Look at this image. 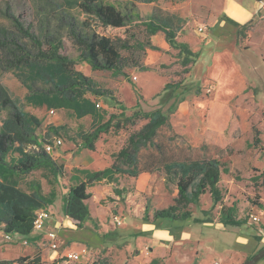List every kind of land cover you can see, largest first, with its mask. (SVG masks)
Wrapping results in <instances>:
<instances>
[{
	"label": "rangeland",
	"instance_id": "374dc122",
	"mask_svg": "<svg viewBox=\"0 0 264 264\" xmlns=\"http://www.w3.org/2000/svg\"><path fill=\"white\" fill-rule=\"evenodd\" d=\"M107 1L121 10L126 4H135L140 20L146 18L152 5L147 0ZM151 1L163 9L182 15L186 24L191 10L193 15L196 13L199 16L196 22L203 27L202 31L199 32L197 25L191 23L185 27L179 39L181 41V38L187 36L188 41L193 44L190 49L198 56L194 67H187L189 73H186L181 67L182 55L170 47L168 50L163 49L165 40L161 32L149 38L152 47L158 51L146 47L148 37L145 28L137 21L130 32H113L110 35L112 41L121 38L127 46L139 43L145 46L143 50L119 51L127 60V65L137 62L136 68L124 69L126 77L115 76L108 71H93L86 63L74 66L77 72L118 100L126 108V114L136 108L144 112L158 109L159 99L154 96L160 93L164 84L186 80L185 86L160 108L168 118L167 125L158 131L155 146L142 149L139 153V169L148 171L155 165V171L148 174V178H143V174L136 179L120 178L118 188L124 191L119 197L113 193L114 186L104 182L88 188L87 191L92 197L86 204L92 218L82 229L69 225L61 207L64 195L74 184L70 179L74 170L79 169L86 159L87 152L81 153L76 133L90 129L94 123L93 118L87 116L79 119L66 110H54L55 113L50 115V109L45 105L27 100L30 95L38 96L42 93L44 86L41 82L31 79L27 71L0 69V85L16 107L41 121L42 127L37 132L39 137H43L48 126L63 128L62 134L51 136V140L61 141L53 149L51 156L57 165L62 166L63 173L53 175L45 170H36L16 181L18 187L25 192L30 191L31 185L38 183L44 196L49 194L51 188L56 193L54 203L47 209L50 216L62 222L61 245L58 250L50 252L58 254V257L50 258V248L45 239L39 240L37 248L47 254L45 260L48 264H264V188L256 191L251 182V177L257 175L254 170L264 169L263 12L256 16L252 28V25L245 24L236 34H231V38L236 35L238 39L237 51L233 48L223 50L222 43L228 44V41L220 39L215 31L208 32L206 16L210 8L206 2L201 3V8H198L192 1L191 4H186L188 9H183L182 5L187 0ZM72 2L73 0H0V32L3 31L9 40L27 43L12 28L5 15L9 13L19 17L37 36L44 33L60 35L67 52L76 56L75 45L68 31V18L79 24L85 17L76 5L70 6ZM235 15L233 13V17ZM236 17L234 20L238 19L237 15ZM227 30H231L230 27ZM228 52L232 54L231 62L228 61ZM218 53H222L221 65L219 62L213 64V56ZM152 54L155 55L154 58ZM145 66L148 71L140 70ZM236 68H241L246 78L248 77V86L243 92H238L237 85L229 80V72ZM134 77L136 80H133ZM86 97L93 99L90 94ZM226 98L232 114L231 122L224 133L225 151L222 155L229 174H222L218 185L223 197L222 203L214 204L209 195L205 194L199 205L188 207L192 219L185 222L153 221V213L171 205L176 195L175 186L165 182L163 166L170 161L188 160L191 157L187 156L198 154L189 149L193 142L199 143L197 138L192 137L199 136L197 123L206 121L208 105L211 102H222ZM95 103L99 105L97 110L104 121L110 113L119 111L102 99ZM179 110L184 111V118L179 123L177 133V120L174 117ZM10 114L9 107L0 105V126ZM143 123L144 121H140L138 126ZM253 127L259 131L260 144L257 147L252 146ZM119 137L125 138L126 133L102 136L98 147L103 153H108L116 148ZM166 139L182 145L188 152L184 155L168 152ZM209 153L214 156L217 150L210 149ZM13 156L18 157L17 154ZM221 204H235L236 219L245 220V223L240 226H224L220 220ZM146 207L149 210L148 218L143 219ZM98 212H101L100 216L96 215ZM251 215H257L259 221H252ZM114 217L119 220V225L113 223ZM17 239L6 241L4 233L0 232L1 258H15L12 254L8 255L7 251L19 244L20 240ZM64 250L85 252L82 253L80 261L67 263L61 253Z\"/></svg>",
	"mask_w": 264,
	"mask_h": 264
},
{
	"label": "trees",
	"instance_id": "16d2710c",
	"mask_svg": "<svg viewBox=\"0 0 264 264\" xmlns=\"http://www.w3.org/2000/svg\"><path fill=\"white\" fill-rule=\"evenodd\" d=\"M73 5H76L85 17L79 24L68 18V31L75 45L76 56L67 52L60 35L44 33L37 36L19 17L5 13L12 28L22 39L27 40V43L9 40L1 31L0 69L27 71L31 79L34 78L43 84L42 93L38 96H28L29 102L45 105L53 110L71 111L79 119L86 116L93 118L94 123L90 129L81 130L76 134L81 148L95 151V144L102 136L126 133L125 138L117 139L116 148L110 154L109 167L97 171L75 169L70 178L74 184L62 199V213L76 229H82L85 223L91 221L86 204L91 198L88 188L104 182L114 186L113 193L117 197L123 194L124 190L118 188L120 178H136L139 175V153L142 149L154 147L158 131L167 125L168 117L160 108L185 86L186 80L164 84L160 93L154 96L159 99L158 109L144 112L136 108L126 114V108L118 100L91 79L77 72L74 66L86 63L93 71H108L112 75L126 77L124 69L136 68L137 62L127 65V60L119 51L143 50L145 46L141 43L127 46L121 38L112 41L110 35L113 32H130L137 21L145 28L148 37L146 47L157 50L152 47L149 38L162 32L168 46L182 55L181 67L186 73H189L187 67H193L198 55L188 44L177 40L183 29L181 19L159 6H153L146 18L140 20L135 4H126L123 10L107 0H73L70 6ZM63 19L61 21H64ZM140 70L149 69L145 66ZM87 94H90L94 101L87 98ZM96 99H102L114 108L117 107L119 111L110 113L104 121L99 116ZM0 105L11 110L9 117L0 126V232L27 237L33 231L35 211L51 206L56 193L51 188L49 194L44 196L38 183L31 185L30 191L25 192L18 187L16 181L36 170H45L53 175L63 173L62 166L57 165L51 156L44 152V145L52 141L51 136L62 134L63 128L50 126L43 133V137H39L37 132L42 127L41 121L18 109L1 85ZM140 121L144 123L138 126ZM252 132V146L257 147L260 144L259 131L253 127ZM13 154L18 157L13 158ZM163 170L165 182L175 186L176 195L171 205L153 213V221L185 222L192 219L188 207L199 205L201 197L205 194L209 195L214 204L222 203L223 197L218 184L221 174H229L225 162L211 158L170 161L163 166ZM254 172H257V175L251 177V182L257 191L264 188V169ZM148 213L146 207L143 219L148 218ZM235 214V204H221L220 220L224 226H240L245 223V220L236 219ZM0 264L47 263L41 261L38 253L33 257L0 260Z\"/></svg>",
	"mask_w": 264,
	"mask_h": 264
},
{
	"label": "crops",
	"instance_id": "0c3cea01",
	"mask_svg": "<svg viewBox=\"0 0 264 264\" xmlns=\"http://www.w3.org/2000/svg\"><path fill=\"white\" fill-rule=\"evenodd\" d=\"M192 1L195 2L194 5H196L198 8H201V6H200L201 3L206 2L208 4V7L210 8L209 10H207L208 15L206 16L207 25L209 27L208 32L215 31L216 34L218 33V36L220 37V39H222L224 41L225 40L228 41V44H226L224 42L222 43L223 45H222L221 49H223V50H226L227 48H233L237 51L238 50V45H237L238 39H237L236 35L234 36V38H231V34H233V33L236 34L238 32V30H240L241 27L244 26L245 24H248L250 26L252 25L251 26V28H252L254 25V20L256 19V16L259 14V12H261V13L263 12L261 17H264V7H261V5L264 4V0H187V2L185 1L183 3L182 8L188 9L186 4H191ZM149 3L152 4L150 11H151L153 6H158L157 4H154V2H152V1H150ZM161 9H163V8H161ZM163 10H165L171 14H174L178 18L181 19V25H182L183 29L180 31L179 36L177 37V40L180 39V36H181L180 34L182 33V31L185 30V27L187 25H190L191 23L197 25L196 20L199 18V16L196 13H194L195 15H193L192 10L190 11V16L187 19L188 20L187 24L185 23L186 19L182 15H180L174 11H171V10H166V9H163ZM150 11H149V13H150ZM194 12H196L195 9H194ZM233 13L238 16L237 20L236 19L234 20V18H237V17H236V15H235V17H233ZM191 15H193V18L191 17ZM229 27L231 30L228 31L227 29H229ZM198 28L203 29V27L200 24L197 25V30H198ZM163 36H164V34H163ZM163 38L165 40V36ZM206 40H207V34H206ZM178 42H183V43L188 44L189 46H191V45L193 46V44H191L188 41L187 36H185L184 38H181V41L179 40ZM168 48H169V46L165 40V44L163 46V49L168 50ZM152 51L157 52L158 50H152ZM220 52H222V51H220ZM227 54L229 55L228 61L231 62L232 54L229 52ZM151 56H152V58L155 57L154 54H152ZM220 56H222V53H218V54H215V56H213V59H212V60H214L213 64L216 65L218 62L220 65L222 64ZM193 67H194V65H193ZM228 71H230V70H228ZM228 75H229L230 82H234V84L237 85L238 92H243L246 90V88L248 86V77L246 78V76L244 75V72H242L241 68L240 69L236 68L233 72L230 71ZM87 98H89V97H87ZM89 99H91V98H89ZM91 100H94V98ZM96 100H98V99H96ZM227 100H228V98H226L222 102L213 101L208 105L209 106V108L207 110L208 118L206 119L205 122L202 121V123H199V122L197 123V125H198L197 131L199 132V136L196 137L195 135H192L193 138L198 139L199 143L196 144L193 142V144L191 145V148H189L191 151H195L198 154H195V156H187V157H189V158L191 157V159L211 158V159H218V160L222 161V158H223L222 155H223V152L225 151L224 133L227 130L229 123L231 122V114H232V110L230 109V106L228 105ZM237 111H239V110H237ZM174 118H175V121L177 120V123L175 125L177 127V133H179L178 132L179 123L184 118V111L183 110L177 111ZM48 127H50V126H48ZM46 130H44V132ZM79 131H81V130H79ZM79 131H77L76 134H78ZM84 131H87V130H84ZM201 134H203V136L200 137ZM201 138H203V140H201ZM252 138H253V136H252ZM99 141H97V143L95 144V151H89L87 149L81 148L82 149L81 153H83V151H86L87 154H85L86 159L83 162V164L81 165V167H79V169H88V170H92V171H97V170H103V169L109 167V165L111 164L110 154L112 152H114L115 149L109 151L108 153H103L102 150H100V148L98 147ZM172 142L173 141H169V139H166V141H165V146L168 148V150H167L168 152L180 153L179 155H184V153L186 151L188 152V150L183 148L182 145L174 144ZM175 142H176V140H175ZM80 143L78 145L79 147H81ZM192 147H195V148H192ZM210 149H216L217 150L216 155L210 156V153H209ZM49 155L51 156V154H49ZM187 155H189V154H187ZM13 158H15V157L13 156ZM51 158H52V156H51ZM183 160L184 159L175 160V161H183ZM154 171H155V165L152 168H150L148 171L140 170V173L136 178H138V177L140 178L141 174H143V178H148L149 175L152 174ZM221 175H220V180H221ZM123 178H125V177H123ZM136 178H131V179H136ZM141 178H142V176H141ZM101 183H103V182H101ZM91 188H93V187H91ZM91 197H92V194H91ZM61 210H62V207H61ZM89 211H90V209H89ZM96 215L100 216L101 212H98ZM90 216L92 218L91 211H90ZM65 218L67 219L69 225L72 228H75L73 226L72 222L67 217H65ZM89 222H87V223H89ZM61 229H62V222L58 221L56 219V217L50 216V218L46 221L45 226L41 232L32 231V233L27 237L15 236V238H18L20 240V242L18 245L13 246L10 249H8V251H7L8 255H10V254L14 255L15 258L11 259V260H14V259H17L19 257H27V256L33 257L36 254L40 253L41 261L44 263H47L45 260L46 257H48L47 254L45 255L44 252H40L39 249L37 248L39 245V240L45 239L47 241V234L48 233H55L57 236V242L60 246L61 245V241H60L61 240L60 239ZM83 251H85V250H83ZM50 252H51V250L49 251L48 254H51ZM82 252H70V251L64 250L61 253H62V256H65L68 253L80 254ZM1 256L3 257V255L0 253V260H8L6 258H1ZM57 257H58V254L52 253L50 255V258H52V259H57ZM80 259H82V254L80 255V258L78 261H80ZM72 263H74V262H72Z\"/></svg>",
	"mask_w": 264,
	"mask_h": 264
},
{
	"label": "built area",
	"instance_id": "2783aa9c",
	"mask_svg": "<svg viewBox=\"0 0 264 264\" xmlns=\"http://www.w3.org/2000/svg\"><path fill=\"white\" fill-rule=\"evenodd\" d=\"M198 31L201 32L202 28H198ZM133 80H136V78L134 77ZM96 107H99V105L96 104ZM54 113H55V111L53 109L49 110L50 115H53ZM60 144H61L60 139H53L51 141V143L44 145V152L47 154H51L53 149L55 147L59 146ZM49 218H50V213H49L47 208L35 211L34 220H33V224H32L33 231L41 232L45 226L46 221ZM250 218L254 222H258L260 219L257 215H251ZM113 223L118 224V225L120 224L119 220L116 217L113 218ZM4 238L6 241H11L15 238V236L4 234ZM47 242H48V246H49L50 250H54V251L58 250L59 244L57 242V236L55 233H48L47 234ZM84 252L85 251H83L82 253H84ZM82 253H80V254L68 253L64 257H65V260L67 263L77 262Z\"/></svg>",
	"mask_w": 264,
	"mask_h": 264
}]
</instances>
